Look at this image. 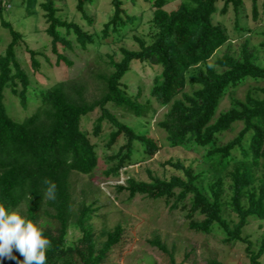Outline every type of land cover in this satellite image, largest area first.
<instances>
[{
    "label": "trees",
    "instance_id": "trees-1",
    "mask_svg": "<svg viewBox=\"0 0 264 264\" xmlns=\"http://www.w3.org/2000/svg\"><path fill=\"white\" fill-rule=\"evenodd\" d=\"M94 1L77 0L81 23L63 17L56 0H29L32 15L37 8L44 12L54 66L72 68L74 62L65 53L76 48L112 50L101 68L90 65L84 75L41 88L24 69L18 47L28 53L35 73L42 68V58L53 65L52 58L47 48L31 49L24 35L3 19L0 0V25L12 36L0 56V202L9 211L19 206L24 216L41 222L51 241L46 264H106L121 246L125 227L118 223L97 234L92 222L101 208L97 200L88 203L85 198L92 191L82 189L83 198L78 194L80 177L93 178L103 150L111 163L106 178L126 177L124 184L114 186L118 194H128L129 201L137 196L163 200L170 210L184 213L189 230L220 235L227 245L244 244L250 264H262L264 234L254 241L244 232L251 221L264 222V87L251 86L244 99L236 93L251 81L264 82V64L258 57L264 53V41L252 49L245 39L237 56L228 52L217 57L223 48L230 50L234 37L217 15L233 10L235 35L243 39V33L254 32L247 26V1L256 23L262 19L264 3L261 7V0H143L148 8L139 7V15L136 0H129V7L123 0H112L113 14L97 30ZM130 34L138 49L123 45ZM134 63L157 69L147 97L141 87L133 93L125 81ZM7 91L26 111L35 98L36 111L24 121L14 119L5 104ZM227 97L231 107L220 110ZM154 101L161 108L171 107L158 123L167 133L168 146L197 157L170 159L161 175L151 173L144 181L129 168L143 162L135 160L137 155L154 159L163 148L147 123L158 113ZM96 113L99 117L94 119ZM125 116L137 123L125 121ZM239 124L237 135L221 144L224 134ZM45 177L58 184L54 202H43ZM25 193L31 194V201ZM76 233L79 237L72 238ZM150 245L177 264L175 251L160 237ZM13 255L23 260L15 250ZM0 264L17 260L4 258ZM206 264L224 263L213 258Z\"/></svg>",
    "mask_w": 264,
    "mask_h": 264
},
{
    "label": "rangeland",
    "instance_id": "rangeland-1",
    "mask_svg": "<svg viewBox=\"0 0 264 264\" xmlns=\"http://www.w3.org/2000/svg\"><path fill=\"white\" fill-rule=\"evenodd\" d=\"M41 1V0H40ZM129 7V0H123ZM138 7L135 8L137 14L141 9H147L143 0H136ZM180 1H178L179 3ZM29 0H4L3 19L10 22L14 28L24 35L26 44L34 50L42 51L47 48V54L52 58L53 65H50L45 59H41L42 68L40 72L35 73L31 68L28 53L22 46L18 47V58L31 76L35 85L41 88H47L60 81L75 78L84 75L88 66L101 68L107 59V55L112 53L108 47L98 48V46H90L87 51L76 48L73 52L65 54L74 62L72 68L65 65L61 67L54 66L55 57L51 54L50 38L46 34L48 27L44 12L37 8V14L32 15L29 8ZM60 14L69 21L76 19L78 22L84 23L81 15L77 11V0H56ZM263 6L264 0L260 2ZM10 5V8L8 6ZM94 13H96L97 30H101L104 23L110 20L113 14L112 0H95L93 3ZM140 7V8H139ZM247 26L254 29L253 33H243V39H238L234 32L235 15L233 10L225 15H217V21H222L230 29L231 35L234 36L231 42V48L225 47L218 54L221 58L224 54L230 53L237 56L241 50L245 39L250 40V47L257 48L264 41V13L260 22L256 23L251 19V2L246 3ZM140 15V14H139ZM150 18V13L147 19ZM65 33V30H63ZM133 35L123 43L129 49H138L137 43L133 40ZM73 39V36H71ZM12 41L10 31L0 25V56L5 53L6 48ZM23 48V49H22ZM116 48V47H115ZM64 53L63 49H60ZM259 61L264 64V53H258ZM119 59V57H118ZM157 69L144 66L141 63H134L133 72L130 73L125 81L130 85L133 93H137L139 87L143 88L144 95L149 96L152 86V80ZM264 87V82H249L244 87L237 90L236 97L244 99L248 89L251 86ZM5 104L10 115L17 121H24L31 116L37 109L39 103L31 99L29 107L26 110L19 106L17 98L13 97L8 91L6 92ZM231 98L227 97L221 104L220 110H227L231 107ZM154 106L158 109V113L153 120L147 118V123L151 125L150 133L156 137L162 144V150L154 159L145 157L142 153L135 157V160L143 159V162L129 168L138 179L149 181L151 173L161 175L162 165L170 159L187 160L197 157L194 152H188L180 148H171L166 142L167 133L160 128L158 123L164 119L165 114L170 110L169 107L161 108L154 101ZM120 114V113H119ZM94 119L99 117V113L93 115ZM125 121L135 124L137 120L130 116L124 117ZM91 126V125H90ZM242 129V125H237L233 132L224 134L220 143L225 144L232 140ZM122 144V142H121ZM142 151L143 148L138 146ZM100 151V161L98 169L93 178L81 176L78 194L82 189L86 192L92 191V194L85 195L88 203L97 200V207L101 210L93 220V226L99 234L103 229L112 228L118 223H123L125 233L121 246L115 249L106 264H171L167 255L160 252L157 248L150 245V241L155 237H160L161 241L167 244L170 251H175V260L177 264H206L207 260L216 258L224 264H250L249 258L245 252L246 245L238 243L235 246L227 245L222 242L223 237L220 235H204L196 233L188 229L187 221L181 210H170L163 200L154 201L144 196H137L129 201L128 194H118L114 188L115 185L124 184L126 177L106 178L104 172L111 167V163ZM152 174V175H153ZM91 185V186H90ZM264 222L251 221V224L245 229V235H251L254 241L262 238L264 234ZM79 237L76 233L73 236ZM264 264V256L261 259Z\"/></svg>",
    "mask_w": 264,
    "mask_h": 264
},
{
    "label": "clouds",
    "instance_id": "clouds-1",
    "mask_svg": "<svg viewBox=\"0 0 264 264\" xmlns=\"http://www.w3.org/2000/svg\"><path fill=\"white\" fill-rule=\"evenodd\" d=\"M43 202L56 201L58 184L49 177L41 180ZM26 200L31 201L30 193H25ZM23 203V201L21 202ZM51 241L45 236L40 221H33L24 216L20 207L9 209L0 202V260L8 258L17 260V264H46L47 250ZM19 252L23 260L13 255Z\"/></svg>",
    "mask_w": 264,
    "mask_h": 264
}]
</instances>
